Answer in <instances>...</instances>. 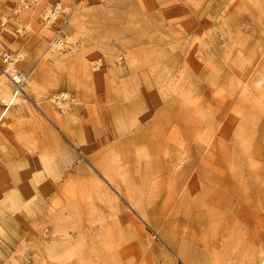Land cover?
Returning <instances> with one entry per match:
<instances>
[{
	"label": "rangeland",
	"instance_id": "374dc122",
	"mask_svg": "<svg viewBox=\"0 0 264 264\" xmlns=\"http://www.w3.org/2000/svg\"><path fill=\"white\" fill-rule=\"evenodd\" d=\"M3 54L0 264L264 262V0H0Z\"/></svg>",
	"mask_w": 264,
	"mask_h": 264
},
{
	"label": "bare ground",
	"instance_id": "6f19581e",
	"mask_svg": "<svg viewBox=\"0 0 264 264\" xmlns=\"http://www.w3.org/2000/svg\"><path fill=\"white\" fill-rule=\"evenodd\" d=\"M44 15V14H43ZM46 16V14H45ZM49 16H53L52 13L50 12L49 13ZM50 19V18H49ZM52 19V18H51ZM48 19H46V22H47ZM60 41H58V39H55L51 42V50L53 51H56L60 48ZM12 63L11 64H8V66H6V68L4 67V69L7 70L8 74L11 75L13 78L15 77L16 73H19L20 75L24 76L25 77V80H24V83L26 81V77L28 75H30L31 72H27V76L23 73H20V72H17L14 70V66H15V62L16 60L18 59L17 56H13L12 58ZM3 69V70H4ZM34 77V76H33ZM17 79V78H15ZM37 80V79H36ZM23 83V85H24ZM28 85L27 88L24 89V91L21 93H19V91H17V89L14 87V83L12 82V80L9 78V76L3 71V74H2V78H1V81H0V104L3 105L6 110L5 111H0V123L2 122V120L5 118L6 116V113H7V110L15 105H18L20 103H22L24 100H23V96H22V93L25 94V96L29 97V95L34 92L36 90V86H35V80H32L30 82H27ZM22 88V86H21ZM27 189V187H26ZM12 193V192H11ZM10 194V193H9ZM7 198V197H6ZM11 199V198H10ZM10 201V200H8ZM1 230V228H0ZM3 231V230H2ZM1 234V233H0ZM2 240V239H1ZM4 240L5 238L3 239L2 242H0V249L4 246ZM2 250V249H1ZM54 253V252H53ZM56 253H54L55 255ZM58 254V253H57ZM56 254V255H57ZM53 255V254H52ZM55 255V256H56ZM54 256V257H55ZM3 258V257H2ZM58 258V256H57ZM55 259V258H54ZM261 264H264V262H262Z\"/></svg>",
	"mask_w": 264,
	"mask_h": 264
},
{
	"label": "built area",
	"instance_id": "2783aa9c",
	"mask_svg": "<svg viewBox=\"0 0 264 264\" xmlns=\"http://www.w3.org/2000/svg\"><path fill=\"white\" fill-rule=\"evenodd\" d=\"M54 11H51L52 15H54ZM55 16V15H54ZM46 19H49V15L47 16ZM46 19H45V22L44 24L47 25L49 24V22H46ZM47 23V24H46ZM12 57H10L8 54H3L2 55V61H3V65H5L4 67L6 68V66H8V64H11L13 61L11 59ZM4 69V68H3ZM8 76L9 78L12 80V82L14 83V87L17 89V91H21V86H23V83H24V80H25V77L20 75L19 73H16L15 77L13 78L11 75L8 74L7 70L4 69L3 70ZM17 78V79H15Z\"/></svg>",
	"mask_w": 264,
	"mask_h": 264
}]
</instances>
